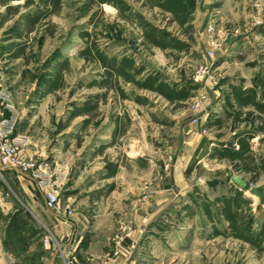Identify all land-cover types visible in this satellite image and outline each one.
Returning a JSON list of instances; mask_svg holds the SVG:
<instances>
[{"label":"rangeland","instance_id":"1","mask_svg":"<svg viewBox=\"0 0 264 264\" xmlns=\"http://www.w3.org/2000/svg\"><path fill=\"white\" fill-rule=\"evenodd\" d=\"M0 90L28 152L66 166L62 214L114 218L122 246L144 206L138 264H264V0H0ZM14 175L0 264H65Z\"/></svg>","mask_w":264,"mask_h":264},{"label":"crops","instance_id":"2","mask_svg":"<svg viewBox=\"0 0 264 264\" xmlns=\"http://www.w3.org/2000/svg\"><path fill=\"white\" fill-rule=\"evenodd\" d=\"M19 117L20 116H18V120ZM18 136L22 137L21 135ZM61 165L62 166L58 167L62 169L65 181L67 168L64 164ZM5 170L8 173L15 174L14 176H17L20 180L31 185V187L41 197L45 212L51 214V217L53 216L52 218L56 220V223L53 225V227L55 228L57 235L62 239L64 254L67 255L69 253H74L80 258L86 259L89 264H138L136 262V253L138 252L139 247L141 246V243L144 239L146 231L145 227L148 219L145 216L146 213H149V210H143L144 206L140 212L133 211L136 212V214H133L136 220L135 230L128 236L126 241L121 246L120 242H114L113 234L116 230L117 223L114 218L110 216H104L100 218V213L96 212V215H94L96 218L95 222H93L92 226H88L84 222L85 215L80 212L79 213L81 216L77 213H74L69 217L65 214L57 215L55 212L47 208L44 194L26 175L21 174L17 169L5 168ZM23 190L26 194L29 193V190L25 188ZM162 195L171 196L170 188L166 187L162 189L160 187V189L156 191V194L151 199L152 204L150 205H153V207L160 205L162 202ZM172 201H174V199H172ZM95 205L96 207H100L99 204ZM151 210L153 209L151 208ZM78 215L80 217H78ZM40 220L43 223L47 222L43 216ZM146 237L148 236H145V238ZM142 244H144V242ZM114 249L118 251V254L117 256L113 257L112 255ZM142 249L144 250L145 247L142 246Z\"/></svg>","mask_w":264,"mask_h":264},{"label":"built area","instance_id":"3","mask_svg":"<svg viewBox=\"0 0 264 264\" xmlns=\"http://www.w3.org/2000/svg\"><path fill=\"white\" fill-rule=\"evenodd\" d=\"M18 116L10 92L0 90V172L5 168H12L26 175L44 194L47 208L60 215L64 173L61 168L31 155L27 150V142L14 135ZM122 239L123 236L118 237V241L121 242ZM44 242L47 245L50 243L49 236L44 238ZM63 259L65 264H89L86 259L74 253L63 254Z\"/></svg>","mask_w":264,"mask_h":264},{"label":"water","instance_id":"4","mask_svg":"<svg viewBox=\"0 0 264 264\" xmlns=\"http://www.w3.org/2000/svg\"><path fill=\"white\" fill-rule=\"evenodd\" d=\"M230 174H232V172H230ZM232 180L242 188H245L247 186V182L237 175L233 174ZM252 191L260 197V202L264 205V185L255 187L252 189Z\"/></svg>","mask_w":264,"mask_h":264},{"label":"bare ground","instance_id":"5","mask_svg":"<svg viewBox=\"0 0 264 264\" xmlns=\"http://www.w3.org/2000/svg\"><path fill=\"white\" fill-rule=\"evenodd\" d=\"M16 2V4H17V2H19V1H15ZM257 200V199H256Z\"/></svg>","mask_w":264,"mask_h":264}]
</instances>
